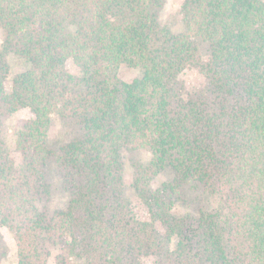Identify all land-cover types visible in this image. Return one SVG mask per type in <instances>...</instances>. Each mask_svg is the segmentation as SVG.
Instances as JSON below:
<instances>
[{
    "label": "trees",
    "instance_id": "16d2710c",
    "mask_svg": "<svg viewBox=\"0 0 264 264\" xmlns=\"http://www.w3.org/2000/svg\"><path fill=\"white\" fill-rule=\"evenodd\" d=\"M165 2L0 0V243L6 228L17 264H264V0H182L179 31ZM10 52L29 67L7 91ZM54 115L75 130L56 149ZM125 149L149 153L131 182L147 219L126 201ZM51 160L68 201L45 210ZM188 191L215 206L175 211Z\"/></svg>",
    "mask_w": 264,
    "mask_h": 264
},
{
    "label": "rangeland",
    "instance_id": "374dc122",
    "mask_svg": "<svg viewBox=\"0 0 264 264\" xmlns=\"http://www.w3.org/2000/svg\"><path fill=\"white\" fill-rule=\"evenodd\" d=\"M182 0H166L165 5L161 11V20L164 24L170 27L173 31H179L182 29V24L178 14ZM3 38L0 32V47L2 45ZM8 63V75L5 79L6 90L11 89L12 77L22 72L29 67V63L25 58L10 52L5 57ZM140 71L137 68L121 66L119 70V77L123 80H130L133 77L139 75ZM186 81L194 84L199 80L197 74L192 69L186 70L183 74ZM31 112L28 108H22L8 116L4 120V126L2 128V137L6 145L14 150L15 130L18 128L24 119L29 118ZM75 133L72 125L64 120H61L56 115L52 116V122L47 136V144L49 148L56 149L59 145L65 143ZM149 157V153L145 150H129L125 149L122 152L123 162V181L126 201H128L129 207L140 218H149V212L145 205L137 198L134 193L131 182L134 161H145ZM51 160L47 166L46 172L48 180L51 183V192L49 198L43 199L39 203V207L45 210H52L54 208H64L68 201V193L63 188L62 178L56 170L55 162ZM167 178V174L157 175L153 180V186L160 185ZM192 200L188 204H179L174 206V210L179 213L186 211L193 212L196 208L205 207L212 208L215 206V202L212 197L201 194L200 192L188 191L187 194ZM56 252V251H53ZM148 264L152 263L150 258H147ZM0 264H17L16 260V248L13 240V235L6 229H2V241L0 243Z\"/></svg>",
    "mask_w": 264,
    "mask_h": 264
}]
</instances>
